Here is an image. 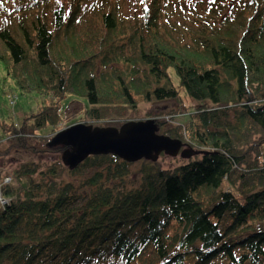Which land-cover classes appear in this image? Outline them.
<instances>
[{
    "label": "trees",
    "instance_id": "trees-1",
    "mask_svg": "<svg viewBox=\"0 0 264 264\" xmlns=\"http://www.w3.org/2000/svg\"><path fill=\"white\" fill-rule=\"evenodd\" d=\"M12 1L0 2V62L22 95L47 100L19 126L0 120V161L68 149L50 143L70 96L100 128L175 102L167 116L191 119L167 134L202 156L142 171L140 185L111 154L22 164L1 188L0 264H264V0L231 14L213 2L219 26L193 40L169 21L171 0H144L134 26L119 0ZM86 167L90 192L64 179Z\"/></svg>",
    "mask_w": 264,
    "mask_h": 264
},
{
    "label": "rangeland",
    "instance_id": "rangeland-1",
    "mask_svg": "<svg viewBox=\"0 0 264 264\" xmlns=\"http://www.w3.org/2000/svg\"><path fill=\"white\" fill-rule=\"evenodd\" d=\"M68 1V0H64ZM100 1V0H99ZM116 1V0H112ZM3 4L9 8L12 7V0H0ZM220 3L223 5L224 13L231 14L235 11L236 6L237 10L241 8L242 0H171V5L168 8L169 21L175 26H182L187 33V38L190 40L194 39L195 34L205 35L203 30L217 29L215 26H219L220 19L216 20V12L212 8V3ZM118 0L116 1V5ZM144 0H119V19L123 21L125 25L134 26L136 21L141 18L144 10ZM47 11V9H46ZM126 20V21H125ZM127 54H131L127 52ZM177 84V81H175ZM47 100V99H46ZM38 94L22 95L15 86L14 81L7 75V71L2 62H0V120L6 121L7 123H12L15 126L22 124L24 118L37 114L41 107H43V102L46 101ZM190 101H186V104ZM62 126L61 130L56 134L58 135L62 131L71 128L69 125H83L91 126L86 122H82V116L86 109V101L80 99L79 97L70 96L67 97L62 103ZM177 108V103L175 102H166V103H139V106L136 110H133L130 114L128 122H147L153 121L154 125L157 127L156 134L158 136H166L173 140H182L178 139L175 136H169L170 131H175L178 129V125L184 126L190 122V114H183L177 116L175 119L167 116L169 113ZM126 124V123H125ZM110 127L118 128L117 123L111 122L108 124ZM161 127H158V126ZM163 125V126H162ZM69 126V127H68ZM168 133V134H167ZM55 135V136H56ZM52 137V140L54 137ZM51 140V142H52ZM51 144V143H50ZM39 150L43 148L41 144H34ZM56 147H65L68 149H60L59 151H51L43 154H35L31 152H26L23 150H14L8 157L1 159L0 161V177H8L12 170L20 167L22 164L27 162H38L40 164H55L61 162L64 165L63 155L67 150H70L72 153L76 152L75 148L72 150L65 145H57ZM7 144L4 143L1 145L2 149H5ZM200 150L197 147H191L182 142L179 154L173 157L171 154L163 151L159 155L157 161L151 160H139L134 162V165L129 167V181L134 184L140 185L142 182V176L144 172L152 171L157 168L163 169H173L179 165L187 163L191 159L200 158L202 155L199 152ZM261 160L264 162V149L261 156ZM67 168L72 169L70 166ZM106 167L99 168L105 169ZM67 174L64 176L66 181H74L83 183L84 189L86 188L87 192L91 191V187L87 185L88 181L93 178L96 173V169L83 168L79 173L78 177L70 175L68 176V171H64ZM11 178V177H10ZM87 185V186H85Z\"/></svg>",
    "mask_w": 264,
    "mask_h": 264
},
{
    "label": "water",
    "instance_id": "water-1",
    "mask_svg": "<svg viewBox=\"0 0 264 264\" xmlns=\"http://www.w3.org/2000/svg\"><path fill=\"white\" fill-rule=\"evenodd\" d=\"M156 130L153 121H131L121 128L76 125L56 135L50 145L77 149L63 155L64 165L72 169L91 155L111 154L129 163L142 159L155 162L163 151L176 157L182 142L158 136Z\"/></svg>",
    "mask_w": 264,
    "mask_h": 264
},
{
    "label": "built area",
    "instance_id": "built-area-1",
    "mask_svg": "<svg viewBox=\"0 0 264 264\" xmlns=\"http://www.w3.org/2000/svg\"><path fill=\"white\" fill-rule=\"evenodd\" d=\"M10 181H11L10 177H6L4 179L0 177V205L2 206L5 204V201L3 200L1 196V188H2V185L10 183Z\"/></svg>",
    "mask_w": 264,
    "mask_h": 264
}]
</instances>
